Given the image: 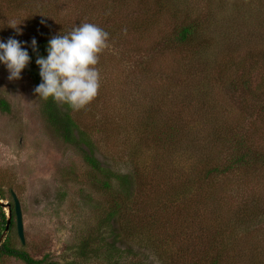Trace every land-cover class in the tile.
Masks as SVG:
<instances>
[{
  "label": "rangeland",
  "instance_id": "rangeland-1",
  "mask_svg": "<svg viewBox=\"0 0 264 264\" xmlns=\"http://www.w3.org/2000/svg\"><path fill=\"white\" fill-rule=\"evenodd\" d=\"M159 1L0 0V40L27 51L33 38L71 23L109 34L97 96L69 111L79 126L73 142L60 138L34 94L35 61L18 80L0 65V200L13 205L16 195L25 243L16 228L7 236L37 261L264 264V0ZM207 14L208 45L172 44L176 23ZM244 154L246 165L231 162ZM108 171L134 182L112 219L119 188L113 177L111 189L103 185ZM0 264L24 263L6 256Z\"/></svg>",
  "mask_w": 264,
  "mask_h": 264
},
{
  "label": "clouds",
  "instance_id": "clouds-1",
  "mask_svg": "<svg viewBox=\"0 0 264 264\" xmlns=\"http://www.w3.org/2000/svg\"><path fill=\"white\" fill-rule=\"evenodd\" d=\"M17 26L11 28L20 35ZM108 40V32L88 22L74 26L67 34L51 37L46 56L35 59L41 80L34 89L35 96L66 104L72 110H80L91 103L100 87L96 66L100 54L109 47ZM22 45L23 42L12 37L0 40V65L6 68L9 80H18L30 61L29 53ZM30 47L36 50L34 38Z\"/></svg>",
  "mask_w": 264,
  "mask_h": 264
},
{
  "label": "trees",
  "instance_id": "trees-1",
  "mask_svg": "<svg viewBox=\"0 0 264 264\" xmlns=\"http://www.w3.org/2000/svg\"><path fill=\"white\" fill-rule=\"evenodd\" d=\"M114 4H118L117 1L119 0H111ZM157 2L160 3L159 0H157ZM159 6V5H158ZM208 17L209 15H205L204 17L199 18L196 17L194 20H189V19H184L181 22H179L178 24L176 23L172 30H171V36L170 38H172V44H174L175 47L180 48V49H191L192 44L196 43L197 40L202 39L204 40L203 45H208V41L205 40L203 37H205L203 35V30L206 28L208 23ZM72 25L71 28L67 27L65 29H62L60 31H58L55 35L57 34H67L68 32L71 31V29L76 26L74 24H70ZM141 28V26H139ZM108 29H110V31L113 29L111 25H109L108 23ZM55 35H51L50 37L40 40L36 43V50L33 51V49L31 48L28 53H29V57L31 58L32 61H35V59L37 58V56H46V46L48 43V40L55 36ZM254 62V65H257L258 62L256 60L252 61ZM264 65V63H263ZM36 69L33 71H31V77L34 81V84L37 86L41 80L39 77V69L38 66H35ZM263 75H264V71H263ZM251 76H247L246 79H244V77L242 76V79H240L242 81V85L243 88L247 87V84L249 83V79ZM248 82V83H245ZM234 86V85H232ZM248 91V94H251L253 91L255 92L256 90L261 89L259 83H257L255 85L254 88H246ZM0 104L2 106H4L6 103L4 101H1ZM60 106H63L64 108H68L67 111H60ZM45 109L48 112V122L55 128L59 130V136L60 138L64 141V142H73L75 140L74 136H73V131L74 130H78L79 126L77 125V123L74 121L73 117L70 116L69 111H71L72 109L66 105V104H61L59 105L56 102H53L51 99H48L45 101ZM259 114L260 116L264 117V104L261 103L260 106V110H259ZM221 127L223 128V130H225V134L224 136H230L231 135V131L229 130V126L226 125L225 123L223 125H221ZM235 134V133H234ZM81 137L83 138V142L85 145H90L89 143H87V139H89L87 137V135L85 134L84 131H81ZM240 144V143H239ZM83 157L84 160L87 162V164L91 167V170L96 172V173H101L102 172V168L98 162V160L93 157L91 155L90 152H85L83 151ZM234 164H243L246 165V156L244 155H240L238 156V158L236 160L231 161ZM109 172V171H108ZM107 172V173H108ZM112 177L116 180V183L118 184V188L119 191L118 193H115L112 205L110 207V211H109V218H117L125 209L127 202L129 203L130 199H129V190L130 188L134 185L133 182V177L131 174H113L109 172V178L107 179V182H103V185L109 190L111 189V187L113 186L111 184L112 181ZM120 192V194H119ZM12 219H11V224H10V229L9 232L10 233L13 228H16V218H15V214H14V210H13V206H12ZM7 224V216H6V212L5 210L0 206V237L2 235V233L5 230ZM85 244V243H84ZM84 246V245H83ZM87 247V246H85ZM81 251L83 252V250L81 249ZM13 257L16 258L20 261H22L24 264H59L56 262H47L44 263L43 261H37L35 259H33L26 251L21 250V249H17L16 247L13 246L10 236L8 235L4 242L1 244L0 246V259L3 257Z\"/></svg>",
  "mask_w": 264,
  "mask_h": 264
},
{
  "label": "water",
  "instance_id": "water-1",
  "mask_svg": "<svg viewBox=\"0 0 264 264\" xmlns=\"http://www.w3.org/2000/svg\"><path fill=\"white\" fill-rule=\"evenodd\" d=\"M12 197H13V205L10 203H3L0 200V206L4 210L7 208V214H6L7 224H6L4 232L2 233V235L0 237V246L4 242L5 238L7 237V233L9 232V229H10L12 213H13L12 212V206H13V210H14V214H15V218H16V229H17L18 237L21 240L22 244L25 243V241H24V228H23V216H22L20 203H19L15 194H12Z\"/></svg>",
  "mask_w": 264,
  "mask_h": 264
}]
</instances>
